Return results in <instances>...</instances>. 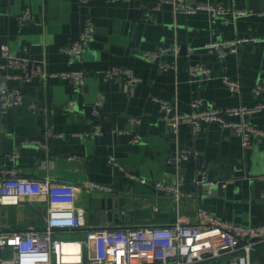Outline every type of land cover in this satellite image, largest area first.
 <instances>
[{
    "label": "crops",
    "instance_id": "1",
    "mask_svg": "<svg viewBox=\"0 0 264 264\" xmlns=\"http://www.w3.org/2000/svg\"><path fill=\"white\" fill-rule=\"evenodd\" d=\"M185 2L220 3L230 13L223 22L207 10L185 13L168 0H0V46L41 61L53 74L25 79L14 77L13 68L0 70V87L22 94L18 105L0 109V173L76 185L74 204L93 227L190 224L198 221V208L236 224H264V137L243 145L240 134L215 121L201 120L196 132L186 122L174 128L152 98L175 102L181 112L190 111L194 98L215 108L264 101V91H252L264 83V0L253 6L250 0ZM24 9L29 19L20 21ZM86 23L92 26L88 46L70 62L61 47L77 40ZM254 36L260 39L237 42L223 58L208 45ZM145 52L158 53L150 60ZM5 62L0 48V64ZM162 62L171 66L162 68ZM198 64L208 76L189 73ZM111 66L130 68L140 78L131 92L123 76L105 77ZM69 70L85 73L80 87L56 74ZM223 77L237 80L239 91ZM68 100L75 104L71 110L64 108ZM226 118L264 130V108ZM180 150L191 154L177 165L167 161ZM86 182L111 191L87 190ZM156 183L176 186L181 195L175 198ZM45 214L44 197L24 196L16 204H0V226L40 229ZM54 233L83 236L82 229ZM250 264H264V241L253 246Z\"/></svg>",
    "mask_w": 264,
    "mask_h": 264
},
{
    "label": "built area",
    "instance_id": "2",
    "mask_svg": "<svg viewBox=\"0 0 264 264\" xmlns=\"http://www.w3.org/2000/svg\"><path fill=\"white\" fill-rule=\"evenodd\" d=\"M86 1V0H79ZM185 13L197 10H207L212 17H221L226 22L230 10L218 4L194 3L187 4L185 0H168ZM235 13H245V10H235ZM29 19L27 9L19 15L20 21ZM92 36V26L86 23L77 40L62 46V51L72 58L80 54L88 46ZM219 40L210 42L218 58H223L226 50L240 41ZM1 54L6 62L0 64L3 68L16 70L14 77L29 78L31 75H53L45 71L41 61H32L26 57H17L12 54L7 44H1ZM176 50V48H174ZM158 52H145L143 56L154 59ZM162 68L171 66L168 62L159 64ZM189 73L195 75L202 73L206 76L209 70L198 64L189 66ZM68 78L75 87H80L85 78L81 70H69L56 73ZM106 78L123 76L132 91V84L140 78L133 74L130 68L111 66L104 70ZM9 76V73L6 74ZM223 81L230 89L239 91L237 80L223 77ZM252 91L259 95L264 91V83L256 84ZM159 104V111L163 119L175 126L186 122L196 132L200 121H215L221 126L231 129L241 135L242 144L249 142L250 138L264 137L261 130L245 120L235 121L226 116L240 115L264 108V101L253 107L243 105L226 108L202 107L198 98L190 101V111H179L175 102L152 97ZM22 94L17 89L0 87V109L18 105ZM74 101L68 100L64 108L71 110ZM101 105L99 96L94 103V112L97 113ZM96 130H99L96 125ZM188 150L177 151L168 162L177 165L181 160L190 156ZM264 179V174L260 177ZM144 181V179H142ZM158 189L172 192L175 198L181 195L176 186L156 183ZM87 190L99 189L111 191L110 186L95 182H86ZM76 185L70 183L53 182L49 178L36 179L17 176L14 171L9 174L0 173V204H16L24 196H41L45 198L46 214L44 225L38 229L35 226L25 230H6L0 226V264H196L205 258L227 257L226 264H250V251L257 242L264 241V224H236L214 216L202 208L197 209L195 223L185 224L175 221L166 225H140L127 227H93L86 224L83 208L74 204ZM57 229H82V238H59L55 236ZM85 256V259H84Z\"/></svg>",
    "mask_w": 264,
    "mask_h": 264
},
{
    "label": "water",
    "instance_id": "3",
    "mask_svg": "<svg viewBox=\"0 0 264 264\" xmlns=\"http://www.w3.org/2000/svg\"><path fill=\"white\" fill-rule=\"evenodd\" d=\"M253 1H254V0H250V5H251V6H253ZM200 177H201V175L196 176V180L200 179ZM196 180H195V181H196ZM84 259H85V256H84Z\"/></svg>",
    "mask_w": 264,
    "mask_h": 264
},
{
    "label": "rangeland",
    "instance_id": "4",
    "mask_svg": "<svg viewBox=\"0 0 264 264\" xmlns=\"http://www.w3.org/2000/svg\"><path fill=\"white\" fill-rule=\"evenodd\" d=\"M55 236L61 238V236H59V235H55Z\"/></svg>",
    "mask_w": 264,
    "mask_h": 264
}]
</instances>
